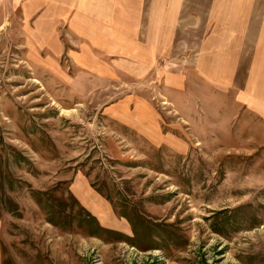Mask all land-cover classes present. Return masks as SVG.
I'll use <instances>...</instances> for the list:
<instances>
[{
    "label": "rangeland",
    "instance_id": "1",
    "mask_svg": "<svg viewBox=\"0 0 264 264\" xmlns=\"http://www.w3.org/2000/svg\"><path fill=\"white\" fill-rule=\"evenodd\" d=\"M2 1L0 264H264V117L74 9L31 46Z\"/></svg>",
    "mask_w": 264,
    "mask_h": 264
},
{
    "label": "crops",
    "instance_id": "2",
    "mask_svg": "<svg viewBox=\"0 0 264 264\" xmlns=\"http://www.w3.org/2000/svg\"><path fill=\"white\" fill-rule=\"evenodd\" d=\"M2 2L7 14L21 21L31 46L40 41L50 51L63 53L54 22H61L62 11L67 15L74 9V18L90 17L85 20L86 31L97 26L101 32L114 31L110 33L114 42L134 38L142 60L152 62L149 71L157 69L164 76L171 68L176 88L186 84L178 79L182 72H215L204 78L206 84H221L239 103L264 117V0H122L120 5L114 0ZM99 72L111 77L102 68Z\"/></svg>",
    "mask_w": 264,
    "mask_h": 264
}]
</instances>
